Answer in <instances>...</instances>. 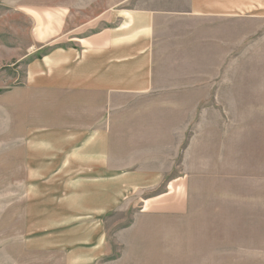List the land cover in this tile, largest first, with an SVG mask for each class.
<instances>
[{"label":"crops","instance_id":"0c3cea01","mask_svg":"<svg viewBox=\"0 0 264 264\" xmlns=\"http://www.w3.org/2000/svg\"><path fill=\"white\" fill-rule=\"evenodd\" d=\"M145 3L141 8L111 11L99 20L101 27L80 38L77 47L57 50L29 69V81L35 82L36 88L59 96L61 104L57 120L43 133L34 130L35 134L30 133L25 142L24 236L20 241L24 253L14 264H117L110 260L111 251L106 247V226L100 221L80 223V219L110 213L125 200L132 201L140 188L148 190L153 187L150 184L160 187L170 167L174 177L168 193L142 202L145 209L147 203L170 196L162 206H156V212L170 213L176 220L172 262L195 263L192 232L198 229L238 232V236H227L232 238L227 243L220 241L221 256L227 255L224 262L264 264V76L257 99L259 117L257 120L256 114L251 129L254 142H246L249 133L245 130L238 131L232 138L237 142L236 152L225 154L227 146L223 143L230 139L222 133L219 156L205 154V160H215L221 168L216 174L199 177L205 185L203 189L193 190L196 183L191 174L182 180L174 156L167 168L164 158L159 162L157 154L156 163L137 162L138 152L144 156L146 140L137 138L131 132L132 126H125L130 131L125 138L126 152L130 153L123 160L113 154L116 115L127 118L146 113L118 110V102L151 99L171 89L173 102L178 104L181 100L176 96L187 87L188 103L197 102L191 92L213 85L212 79L198 82L197 49L201 43L213 41L214 30L226 31L227 44L229 34L234 40L236 33V47L227 45L229 48L220 52L221 58L235 52L236 56H243L245 22H252L259 31L264 28V0ZM260 38L264 43V31ZM260 55L264 64V50ZM221 64L220 70H225L227 61ZM240 68L236 64V70ZM257 69L264 70V66ZM179 72H193L192 79L185 81ZM176 112L174 122L181 116L176 117ZM196 116V111L188 112V133L193 125L190 120ZM177 125L173 127L172 149L178 152V158L182 133ZM209 125V121L204 125L202 145L206 152L212 141L217 143ZM188 138L189 158L194 151L195 159V151L201 145L196 125ZM161 143L163 140L156 142V150L163 149L159 147ZM175 167L178 175H174ZM235 184L243 190L235 189ZM196 218L201 223L197 228ZM247 229L253 232L252 236L240 237L239 232L244 234Z\"/></svg>","mask_w":264,"mask_h":264},{"label":"rangeland","instance_id":"374dc122","mask_svg":"<svg viewBox=\"0 0 264 264\" xmlns=\"http://www.w3.org/2000/svg\"><path fill=\"white\" fill-rule=\"evenodd\" d=\"M145 1L0 0V264H14L24 253L20 241L24 236L22 212L26 196L25 142L30 133L35 134L36 130L43 133L45 128L57 120L55 116L60 112V97L36 88V83L28 79L29 69L35 68L36 64L43 62L57 50L77 47L80 38L101 27L99 20L104 19L111 11L141 8L146 4ZM258 31L259 28L255 27V24L245 22L243 56H236V52L229 53L225 54L228 56L226 59L225 55L222 58L220 55V52L227 49V45L236 47V33L233 34L234 40L229 34L227 44V32L214 30L213 41L201 43L197 49V79L200 83L212 79L213 85L207 89L197 87L195 92H191L193 100L197 99V102L188 103V87L180 89L181 92L176 96L181 100L178 104L173 102L171 89L155 94L151 99H136L131 103L118 102V110L146 112L144 115L127 118L123 114L116 115L113 121L116 150L113 154L118 160H123L124 156L130 153L126 152L125 147V138L130 131H126L125 126H132L131 132L136 134L137 138L146 140L143 145L144 156L138 152L137 162L144 160L156 163L157 154L159 162L161 157L164 158L167 168L174 156L176 162H179L182 180L185 175L191 174L189 176L195 178L196 183L192 186L193 190L203 189L205 185L199 181V177L204 174H216L221 168L215 160H205V154L214 158L219 156L222 145L219 136L222 133L230 139L229 142L223 143L227 146L225 154L236 152L237 142L232 138L238 131L245 130L249 133L245 136L246 142H254L251 129L253 130L256 114L257 120L259 117L257 112L260 104L257 99L261 89L259 84L264 76V70L257 69L264 66L263 56L260 55V51L264 50V43L260 38L264 28ZM238 41L240 42V39ZM221 61H227V64H224L227 66L225 70H220ZM236 64L242 68L236 70ZM192 74L193 72H179L178 75L187 81L192 79ZM176 110L181 111V116L174 122ZM189 111H196L197 115L190 120L193 124L191 133L186 129ZM179 114L176 112L175 116ZM207 121L210 123L209 132L216 135L217 142H211V148L207 147L208 152L202 145L204 125ZM178 123L182 140L180 157L177 158L178 152L172 149V133L174 125L178 127ZM195 125L201 145L195 151V159L194 151H191L190 159L188 136L193 134ZM141 131L143 136L140 135ZM239 138L240 136L237 140ZM160 140H163V143L159 144V147L163 149L156 150V142ZM171 168H168L169 174L160 187L150 184L152 188H140L134 193L132 201L125 200V204L122 202L110 213L101 216L86 215L80 219V223L91 224L100 221L106 226V247L111 251V261L117 264H162L164 258L165 264H174L172 258L176 247L173 226L176 220L170 213L162 215L156 212V206H162L170 196L147 203L145 209L142 202L148 197L168 193L169 182L174 177ZM176 169L178 168L175 167V171ZM176 174L178 175L179 171L174 175ZM234 188L237 189L236 184ZM237 190L243 189L239 187ZM199 224L201 223L196 218L195 228ZM244 225L249 226L247 222ZM252 233L248 229L244 234L239 232L242 238L252 236ZM192 235L196 242L194 264H236L223 261L227 255L221 256L223 248H220V241L221 244L227 243L232 240L227 236H238V232L196 229Z\"/></svg>","mask_w":264,"mask_h":264}]
</instances>
